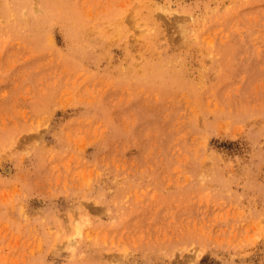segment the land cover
<instances>
[{
    "label": "rangeland",
    "instance_id": "obj_1",
    "mask_svg": "<svg viewBox=\"0 0 264 264\" xmlns=\"http://www.w3.org/2000/svg\"><path fill=\"white\" fill-rule=\"evenodd\" d=\"M0 264H264V0H0Z\"/></svg>",
    "mask_w": 264,
    "mask_h": 264
},
{
    "label": "bare ground",
    "instance_id": "obj_2",
    "mask_svg": "<svg viewBox=\"0 0 264 264\" xmlns=\"http://www.w3.org/2000/svg\"><path fill=\"white\" fill-rule=\"evenodd\" d=\"M74 240V239H73Z\"/></svg>",
    "mask_w": 264,
    "mask_h": 264
}]
</instances>
